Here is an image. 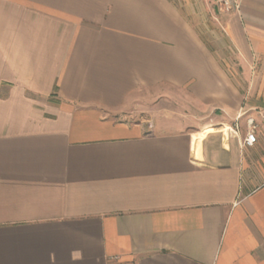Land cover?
I'll use <instances>...</instances> for the list:
<instances>
[{
    "label": "crops",
    "instance_id": "obj_1",
    "mask_svg": "<svg viewBox=\"0 0 264 264\" xmlns=\"http://www.w3.org/2000/svg\"><path fill=\"white\" fill-rule=\"evenodd\" d=\"M225 14L221 64L173 0H0V264H264V0Z\"/></svg>",
    "mask_w": 264,
    "mask_h": 264
},
{
    "label": "rangeland",
    "instance_id": "obj_2",
    "mask_svg": "<svg viewBox=\"0 0 264 264\" xmlns=\"http://www.w3.org/2000/svg\"><path fill=\"white\" fill-rule=\"evenodd\" d=\"M173 1L175 2V7L182 14L189 27L197 34L199 40L205 47L213 52V55L217 62L221 64H224L228 61L237 62L238 58L236 48L224 35V16L227 12L223 9L222 6H219V4H217V0ZM221 10H223L225 13H223ZM233 11L234 10L232 9L228 13L230 14ZM234 73L241 74L242 71L235 70ZM186 97L187 96H185V93L183 91L180 93L171 91L170 89H168V87H165L160 94L153 95L154 102L152 100L150 103H147L146 101V103L140 101L139 107H141V105L143 107L145 106V104H149L150 108H154V104L155 106H159L160 108H166V110H173L175 112L189 115L191 114V110L189 108V102L185 100ZM134 115V117L127 115V119L125 120L129 119L131 121H139L140 118L146 119L147 116H149L148 113L141 114L140 116L137 113Z\"/></svg>",
    "mask_w": 264,
    "mask_h": 264
},
{
    "label": "built area",
    "instance_id": "obj_3",
    "mask_svg": "<svg viewBox=\"0 0 264 264\" xmlns=\"http://www.w3.org/2000/svg\"><path fill=\"white\" fill-rule=\"evenodd\" d=\"M219 2L226 12H229L232 9L237 10L238 8V2L236 0H219ZM248 126H249V131L246 133V137L243 140V144L247 146H252L256 141L254 134L255 126L253 125L252 120H248Z\"/></svg>",
    "mask_w": 264,
    "mask_h": 264
}]
</instances>
